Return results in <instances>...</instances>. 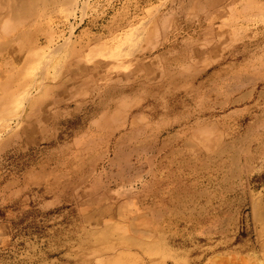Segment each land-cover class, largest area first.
<instances>
[{
	"label": "rangeland",
	"instance_id": "obj_1",
	"mask_svg": "<svg viewBox=\"0 0 264 264\" xmlns=\"http://www.w3.org/2000/svg\"><path fill=\"white\" fill-rule=\"evenodd\" d=\"M0 264H264V0H0Z\"/></svg>",
	"mask_w": 264,
	"mask_h": 264
},
{
	"label": "bare ground",
	"instance_id": "obj_2",
	"mask_svg": "<svg viewBox=\"0 0 264 264\" xmlns=\"http://www.w3.org/2000/svg\"><path fill=\"white\" fill-rule=\"evenodd\" d=\"M71 3V2H70ZM36 4V3H35ZM59 47V46H58Z\"/></svg>",
	"mask_w": 264,
	"mask_h": 264
}]
</instances>
